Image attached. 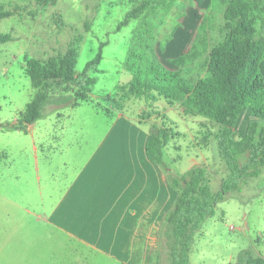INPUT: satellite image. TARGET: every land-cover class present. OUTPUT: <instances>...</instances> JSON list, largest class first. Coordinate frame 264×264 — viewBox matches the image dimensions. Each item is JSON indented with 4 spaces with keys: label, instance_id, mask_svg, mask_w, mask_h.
Here are the masks:
<instances>
[{
    "label": "rangeland",
    "instance_id": "obj_1",
    "mask_svg": "<svg viewBox=\"0 0 264 264\" xmlns=\"http://www.w3.org/2000/svg\"><path fill=\"white\" fill-rule=\"evenodd\" d=\"M228 1L175 0L118 29L141 0H57L54 6L0 0V11L11 14L0 21V33L13 39L0 43V264H107L91 253H72L71 242H58L47 216L56 205L63 178L77 173L124 105L128 115L142 109V120L151 112L157 124L174 135L164 150L167 169L183 174L200 167L210 192L220 190L229 172L213 137L219 127L204 117L185 115L180 103L172 109L160 100L146 108L145 99L130 88L131 76L124 64L130 53L139 52L175 69L168 60L190 54L182 75L192 82L206 77L208 52L224 39L223 11ZM72 44L77 47L76 74L102 52L101 62L87 71L89 78L96 79L87 101L75 106L78 87L52 83L43 117L24 131L12 129L37 92L25 73L26 61L59 58ZM260 70L264 77V60ZM253 120L264 124V117L242 111L235 127L238 137ZM147 254L149 264H154V252ZM263 256L261 166L258 176L227 194L195 232L189 263L245 264ZM158 264H168L161 254Z\"/></svg>",
    "mask_w": 264,
    "mask_h": 264
},
{
    "label": "trees",
    "instance_id": "obj_2",
    "mask_svg": "<svg viewBox=\"0 0 264 264\" xmlns=\"http://www.w3.org/2000/svg\"><path fill=\"white\" fill-rule=\"evenodd\" d=\"M35 1L39 6H54L57 2ZM174 1L141 0L125 14L118 29L145 11L168 6ZM9 16L10 13L0 11V21ZM223 20L224 39L210 48L206 62L208 75L204 78L192 82L182 75L190 54L168 60L175 69H167L139 52L130 53L124 64L131 76L130 88L147 104L163 100L174 107L180 103L185 115L204 117L219 127L213 137L218 155L229 172L215 194L205 186L206 175L200 167L175 176L163 162L164 150L174 135L156 125L150 128L146 156L162 166L170 186L178 193L174 206L164 217L158 240L160 254L168 264H190L189 252L195 232L213 215L216 205L227 194L237 191L245 180L258 176V169L264 166V124L253 120L242 137L235 132L243 110L248 109L254 118L264 117V77L260 70L264 60V0H229ZM12 40L9 34L0 33V43ZM75 41L79 43L82 38ZM101 60L100 49L84 71L76 74L77 47L73 44L59 58L28 59L25 73L37 92L20 114L18 126L12 129L24 131L27 125L43 117V107L49 96L47 89L52 83L78 87L75 106L87 101L89 87L96 82L95 78L87 76V71ZM245 264H264V256L248 259Z\"/></svg>",
    "mask_w": 264,
    "mask_h": 264
},
{
    "label": "crops",
    "instance_id": "obj_3",
    "mask_svg": "<svg viewBox=\"0 0 264 264\" xmlns=\"http://www.w3.org/2000/svg\"><path fill=\"white\" fill-rule=\"evenodd\" d=\"M126 110L124 105L77 173L63 178L47 224L58 242L75 245L76 255L91 253L107 264H149L152 251L158 264L160 229L178 193L162 166L146 156L150 128H161L156 116L149 111L142 120V109L132 115Z\"/></svg>",
    "mask_w": 264,
    "mask_h": 264
}]
</instances>
